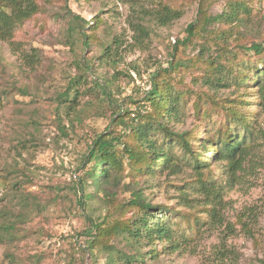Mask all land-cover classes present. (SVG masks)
<instances>
[{"label": "rangeland", "instance_id": "1", "mask_svg": "<svg viewBox=\"0 0 264 264\" xmlns=\"http://www.w3.org/2000/svg\"><path fill=\"white\" fill-rule=\"evenodd\" d=\"M155 1L38 0L42 6L41 12L21 24L11 42L0 40V92L14 86L0 109V161L4 158L12 161L13 156L20 164L28 166L34 173L35 185L31 187L32 190L39 192V188L48 183L75 182L81 171L77 169L80 167V153L94 134L105 130L111 120V108L105 104L102 105V114L91 113L79 122L76 127L78 135L74 139L68 142L56 137V93L63 90L65 75L75 72L73 52L65 44L64 37L69 14L80 15L86 20L98 15L103 21L98 32L101 39L118 37L124 40L120 55L114 61L97 59L101 52L96 44L90 51L82 53L92 65L87 74L91 88L94 89L93 81L106 85L110 97L107 103H112V110L115 107L113 104L117 103L119 113L123 114L128 109H134L136 105L132 101L141 99L150 89L149 74L168 65L173 45L177 39L185 37L186 27L197 16L199 0H183L186 5L179 19L167 25L156 24L147 15L155 6ZM225 1L212 0L209 12L220 13ZM255 7L264 16V0H258ZM67 9L69 14H66ZM137 22L146 24L149 29L145 48L125 51L124 46L133 41V25ZM216 26L218 23L208 28ZM242 30L247 36L245 43L259 41L264 37V17L260 20L253 18ZM233 36L225 42L228 51L234 50L231 42ZM209 37L210 34H206V38H195L191 45L185 46L180 54L183 63L190 59L205 60L207 55L217 60L219 48L212 42L214 35ZM32 48L39 52V61L35 60L34 64L26 57ZM197 65L190 70L179 68L178 72L173 73L174 80L182 81L191 90L187 103L181 106L184 123L177 125V128L187 130L201 121L222 150L226 147V133L234 140L242 141L247 135L242 121L214 110L205 113L202 120L196 119L193 108L199 91L221 99L240 97L248 102L245 107L252 112L251 120L254 119L253 134L245 141L250 146L249 154L242 169L230 177L225 172L226 162L216 161L208 147L203 150L202 154L210 164L200 174L202 179L212 181L213 193L217 194L219 215L216 219H212L209 212L204 210L212 206L209 195L201 190L196 181L199 178L196 170L186 162H181L182 167L176 174L162 172L155 177L142 178L140 184L144 186L147 200L172 208L169 216L165 217L167 212L162 214V218L170 224L176 236L183 237V241L176 250H166L154 259L146 258L135 264H227L219 253L224 245L237 251L238 264H259L258 259L264 256V110L255 99L258 82L252 79L248 85H239L237 76L231 74L226 65L219 66L209 75L203 71L201 62ZM17 88L28 90L29 94L21 95ZM83 88L85 86L79 88L80 92ZM101 97L99 91L89 92L79 101L83 104ZM199 102L202 109L206 108V97L201 96ZM63 123L67 125L68 122L64 120ZM204 134L199 133L200 142L204 141ZM31 136L35 137V141L27 143L26 151L19 146L22 154L19 157L11 149L12 146L17 140ZM173 151L180 157L183 154L179 147H174ZM84 167L82 165L81 168ZM91 190L92 187L87 188V191ZM119 196L128 198L129 193L124 192ZM101 197L102 193L99 192L84 208L72 203L71 213L56 212L35 219L32 229L27 233L22 231L19 240L0 245V264H9L5 254L10 252H14L22 264H29L30 256H39L38 264H106L103 252L94 249L90 257L88 252L83 251L85 237L82 232L87 224L82 215L90 214L93 218L102 216ZM240 216L252 237L245 233L239 223ZM194 217L199 219L196 225ZM151 247L159 249L162 243H155ZM148 248L144 247L143 250Z\"/></svg>", "mask_w": 264, "mask_h": 264}, {"label": "trees", "instance_id": "2", "mask_svg": "<svg viewBox=\"0 0 264 264\" xmlns=\"http://www.w3.org/2000/svg\"><path fill=\"white\" fill-rule=\"evenodd\" d=\"M212 3V0H199L196 19L186 27L185 37L176 40L168 65L149 74L150 89L141 99L132 101L136 105L134 109H128L123 114L119 113L120 107L117 103L113 104V110L112 103H107L110 97L106 85L93 81L94 89L91 88L87 74L92 65H89V60L84 58L82 53L85 50L90 51L96 44L101 52L97 59L114 61L120 55L124 40L118 37L101 39L98 32L103 21L98 15L92 20H86L67 9L66 14H70L64 37L65 44L73 52L72 63L75 72L65 75V86L62 91L56 93V137L68 142L74 139L78 135L76 127L79 122L91 113L102 114V105L105 104L111 108V120L105 130L94 134L80 153V167L77 169L81 171L75 182L44 184L38 192L31 189L35 185L34 173L28 166L20 164L13 156L12 161L5 158L0 161V245L12 244L19 240L22 231L27 233L32 229L35 219H42L56 212L71 213L72 203L84 208L101 192V205L104 210L102 216L93 218L90 214L82 215L87 224L82 232L85 237L83 251L88 252L90 257L96 249L105 254L106 264H135L143 262L146 258L154 259L166 250H176L183 237L176 236L170 224L162 218V214L167 212L165 217L169 216L172 208L147 200L140 180L148 176L155 177L162 172L176 174L182 167V161L196 170L199 177L196 181L199 182L201 190L209 195L212 206L205 207L204 210L209 212L212 219L218 217V199L217 194L213 193L212 181L202 179L200 174L210 164L202 152L208 147L216 161H225V172L230 177L240 171L249 154L250 146L245 144V141L246 137L253 134L251 129L254 119L251 120L250 117L252 112L245 107L248 102L240 97L221 99L215 98L209 92L207 94L199 91L193 102L196 119L202 120L209 110L228 114L242 121L247 128V135L244 140L238 141L226 133V147L222 150L201 121L190 129L179 130L177 125L183 124L185 120L181 106L187 103L191 90L182 81L174 80L173 73L178 72L179 68H196L201 62L203 71L209 75L219 66L226 65L229 72L237 76L239 85H248V81L252 79L258 82L255 99L264 110V37L259 41L251 40L245 43L247 36L242 30L253 18L260 20L264 16L260 15V9L255 7L258 0H227L220 13L209 12ZM154 4L147 15L156 24L167 25L183 15L186 1L157 0ZM41 8L38 0H0V40L11 42L15 30L41 12ZM215 23H218V26L208 28ZM133 29V41L124 46L125 51L145 48L148 26L137 22ZM206 34H210L209 38L214 35L212 42L220 51L217 60L207 55L205 60L190 59L183 63L180 54L184 47L191 45L195 38H206ZM233 34L231 42L234 50L228 51L225 42ZM26 57L34 64L35 60L39 61V52L32 48ZM81 86L85 88L80 92ZM12 89L14 86L0 92V109ZM17 91L21 95L29 94L28 90L23 88H17ZM98 91L102 94L101 98L80 103L81 96ZM201 96L206 97L208 101L204 109L199 102ZM64 120L68 122L67 125L63 123ZM200 132L205 133L203 142H200ZM30 141H35V137L19 139L11 149L21 157L18 147L22 146L26 151ZM174 147L181 149V157L175 154ZM22 160L25 162L23 158ZM82 165L85 167L81 168ZM89 187H92L91 191H87ZM124 192L129 193L128 198L119 196ZM198 221L199 219L194 217V225ZM238 221L245 233L252 237L241 216ZM158 242L162 243L161 248L151 247ZM144 247L150 248L143 250ZM219 253L222 260L226 259L227 264L239 263V255L235 249L224 245L219 249ZM5 255L9 264H22L14 252ZM39 262V256H30L29 264ZM258 262L264 264V256L259 258Z\"/></svg>", "mask_w": 264, "mask_h": 264}]
</instances>
